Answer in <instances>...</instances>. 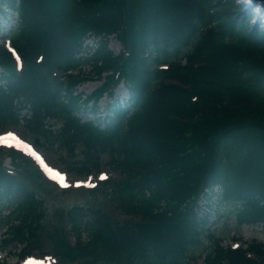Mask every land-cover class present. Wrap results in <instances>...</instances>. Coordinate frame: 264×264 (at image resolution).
I'll use <instances>...</instances> for the list:
<instances>
[{
  "label": "trees",
  "instance_id": "1",
  "mask_svg": "<svg viewBox=\"0 0 264 264\" xmlns=\"http://www.w3.org/2000/svg\"><path fill=\"white\" fill-rule=\"evenodd\" d=\"M18 9L12 39L24 66L19 71L0 47V63L10 71L7 88L0 84V129L17 123L15 98H24L35 142L57 152L67 169L91 171L107 157L120 170V179L101 188L133 218L120 221L102 205L80 202L56 211L72 224L75 243L64 225L45 236L46 185L31 160L12 150L16 175L0 160V204L14 206L5 244L28 242L29 253L48 245L60 264H197L207 248L205 264H264V243L248 250L208 245V221L180 207L203 186L219 183L224 198L243 199L239 223L264 222V30L252 29L244 6L237 0H21ZM89 30L117 32L124 46L114 55L102 40L99 70L112 67L115 74L94 96L126 77L134 103L129 116L114 109L105 129L74 114L80 98L65 102L62 91L76 79L55 74L76 65ZM162 200L179 204L170 213L156 211Z\"/></svg>",
  "mask_w": 264,
  "mask_h": 264
},
{
  "label": "rangeland",
  "instance_id": "2",
  "mask_svg": "<svg viewBox=\"0 0 264 264\" xmlns=\"http://www.w3.org/2000/svg\"><path fill=\"white\" fill-rule=\"evenodd\" d=\"M237 1L241 3L242 0ZM258 10L259 8L256 9L251 7H245V11L243 10L250 16L253 14L256 15V17L250 22L251 26L253 27L264 26V14L257 13ZM10 17L14 18L13 16ZM0 20L4 25L3 29L10 28V25L14 23L13 19H11V21H8L5 18ZM3 29L0 30V36L4 31ZM88 42L90 44H94V42ZM112 42V48L116 50L118 42L115 39H113ZM104 106L105 104L103 103L101 108H103ZM4 133H15L17 135H23L24 137L31 139V134L25 131L24 127L21 125L11 126L7 130H4L3 134ZM52 153L53 154H51L49 151H45L44 155L52 166L58 182H60L61 185L67 184L68 186H63L66 189L65 191H56L53 186L49 187L51 184H49L46 189L41 188V195L44 197V202L46 206V220L44 221L46 223V230L44 231L45 235H47L48 231L54 230L57 225H63L62 220H60V216L56 214L57 210H67L73 205L80 202L89 205H102L103 207H105L106 204L107 209L109 211H113L112 214L114 216H117L122 220H126L128 218L121 210H119V208H117L115 205H113V203L108 201L110 199L108 198V196L105 195V191H103V189L101 188L103 180H107V177L110 178L119 176V172L116 169L105 164L102 167V171H100L99 173H93L91 175H86V173L79 172L68 173L65 170V167L57 161L59 158V154L57 152ZM1 156L2 154H0V157ZM8 163L11 164V168L14 167V165L11 163V160L9 159V155H6L4 165L7 166ZM101 177L105 178L102 179ZM91 182H96L94 187L90 185ZM120 206L123 207L121 204ZM13 214V206L8 203L0 204V264H25V259L21 258L20 256L21 252H23V249L25 247V243H21L16 240L9 242V244L5 245V239L7 238L6 234L9 229L7 219ZM219 219L220 221H218L214 227H217L215 233L216 235H218L219 238H221L222 241L224 238H232L236 240L240 239L242 242H245L247 241V239L249 240V238L245 235H251L252 237H256L257 240L264 242V228L261 225L252 226L244 224L241 226L236 224L233 219H228L224 223L223 221H221V218ZM13 222L15 224H19L20 221L14 219ZM83 231L85 233L84 236L89 233V230L85 227L83 228ZM207 243L208 242H206V244ZM46 247H48V245H46ZM37 254L38 253H36V255H34L33 257H41ZM44 258L47 259L48 263L55 264V259H53L52 257L45 256Z\"/></svg>",
  "mask_w": 264,
  "mask_h": 264
},
{
  "label": "snow or ice",
  "instance_id": "3",
  "mask_svg": "<svg viewBox=\"0 0 264 264\" xmlns=\"http://www.w3.org/2000/svg\"><path fill=\"white\" fill-rule=\"evenodd\" d=\"M11 135H13V134L9 133V136H11ZM0 142H2V143H7V141H6L5 138H3V137H0ZM101 178L103 179V178H105V177H101ZM62 186L67 187L68 185H67V184H63Z\"/></svg>",
  "mask_w": 264,
  "mask_h": 264
},
{
  "label": "water",
  "instance_id": "4",
  "mask_svg": "<svg viewBox=\"0 0 264 264\" xmlns=\"http://www.w3.org/2000/svg\"><path fill=\"white\" fill-rule=\"evenodd\" d=\"M254 1H261V4L264 5V0H254Z\"/></svg>",
  "mask_w": 264,
  "mask_h": 264
}]
</instances>
